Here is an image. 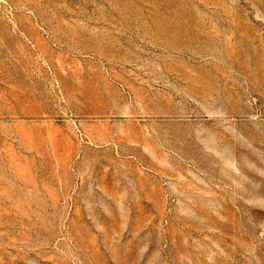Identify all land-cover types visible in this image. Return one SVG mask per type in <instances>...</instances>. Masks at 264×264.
<instances>
[{
  "label": "rangeland",
  "instance_id": "obj_1",
  "mask_svg": "<svg viewBox=\"0 0 264 264\" xmlns=\"http://www.w3.org/2000/svg\"><path fill=\"white\" fill-rule=\"evenodd\" d=\"M0 264H264V0H0Z\"/></svg>",
  "mask_w": 264,
  "mask_h": 264
}]
</instances>
